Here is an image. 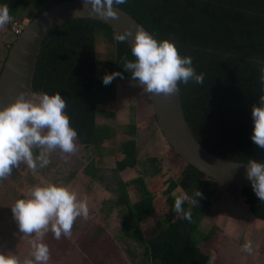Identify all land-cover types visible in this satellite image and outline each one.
Listing matches in <instances>:
<instances>
[{"label": "trees", "instance_id": "trees-1", "mask_svg": "<svg viewBox=\"0 0 264 264\" xmlns=\"http://www.w3.org/2000/svg\"><path fill=\"white\" fill-rule=\"evenodd\" d=\"M63 1L67 0H0V4L8 7L14 23H22L18 20L23 19L25 11L33 10L37 16ZM114 5L132 14L158 40L174 39L180 55H190L196 71L204 74L202 83L179 82L188 120L200 142L213 153L235 161L264 159V148L250 138L251 105L264 90L260 80L264 67V0H125ZM116 34L108 24L91 19L59 26L43 43L31 91L33 99L37 93L61 92L66 100L64 111L77 130L76 143L95 150L117 137V131L99 125L98 119L117 118L118 81L132 78L123 65L125 59L135 57L128 42L116 40ZM101 39L115 44L114 58L106 60L103 68L97 48ZM113 71L122 75L107 85L102 83L103 75ZM141 90L139 102L148 100L152 104L143 86ZM156 121L154 113L126 129L129 139L123 144L115 169L120 185L116 203L127 213L124 232L145 247V255L154 264H214L216 255L207 254L200 246V230L203 220L215 214L214 206L222 198L221 186L226 184L208 177L173 148L169 158H177L175 165L181 171L177 176L165 169L161 157L147 154L141 158L139 131L151 129ZM95 164L92 162L89 169H97ZM138 167L143 170L140 177L130 181L120 177L121 172ZM90 175L92 179L98 176ZM131 186L140 193L137 202L129 192ZM231 187L239 201L264 222V201L252 187ZM196 188L202 196L199 204L192 205ZM181 193L189 197L182 207L191 209V220L183 219L182 213L173 209L175 196ZM147 224L155 225L150 237Z\"/></svg>", "mask_w": 264, "mask_h": 264}, {"label": "rangeland", "instance_id": "rangeland-1", "mask_svg": "<svg viewBox=\"0 0 264 264\" xmlns=\"http://www.w3.org/2000/svg\"><path fill=\"white\" fill-rule=\"evenodd\" d=\"M35 15V11L27 10L22 15L23 19L18 21L25 25ZM13 23L11 17L8 24L0 25V73L16 39ZM97 48L100 67L103 68L106 60L114 58L115 44L109 39H101ZM118 82L127 104L122 106L116 119H98L99 125L120 132L113 140L107 141L103 149L86 148L78 143L71 153L55 148L48 154L47 165L32 170L21 162L8 176L0 178V252L15 254L23 264L26 259H34L33 242H43L49 248V259L43 264H154L145 255V247L124 232L123 221L127 213L116 203L120 185L115 174L123 144L129 139L126 129L135 119L140 121L154 114V109L148 100L139 102L142 85L139 86L135 79H120ZM138 137L141 158L147 157V154L159 156L164 160L165 169H170L173 176L181 172L175 165L177 158H169L168 152L172 147L159 124L145 130L142 135L138 134ZM163 139L166 147L161 143ZM33 152L36 154L39 149L34 148ZM92 162L96 163L94 166L97 169H89ZM91 173H97V178L92 179ZM142 174V168L138 167L121 172L120 177L130 181ZM47 182L62 183L77 193V199H87L89 214L87 218L78 216L74 220L69 236L62 233L57 239L51 230V223L46 230H42V236L21 233L13 217L11 206L15 201L30 196L35 186ZM220 190L222 198L214 206L215 214L207 216L201 224V248L211 256L216 255L214 264H264V222L239 201L233 187L222 185ZM129 192L134 202L141 199L136 186L129 187ZM154 226L147 224V237L151 236ZM245 240L251 241L250 253L241 249Z\"/></svg>", "mask_w": 264, "mask_h": 264}, {"label": "clouds", "instance_id": "clouds-1", "mask_svg": "<svg viewBox=\"0 0 264 264\" xmlns=\"http://www.w3.org/2000/svg\"><path fill=\"white\" fill-rule=\"evenodd\" d=\"M124 2L125 0H83V5L90 14L109 18L116 16L113 4ZM80 14V10H74L75 16ZM10 20L8 7L0 4V25L8 24ZM128 34L129 30L117 33L115 39L123 41ZM131 53L135 60L125 59L123 69L149 94L169 95L177 91L178 82L203 81L204 74L196 71L190 55H180L174 39L158 40L143 27H138ZM260 72L264 88V67ZM118 75L122 73H105L102 83L107 85ZM65 108L66 100L59 91L53 94L37 93L36 99L21 91L11 104L0 108V178L8 176L21 162L32 170L47 165L48 154L55 148L64 153L76 150L77 130L70 125ZM250 114L253 124L250 138L258 147L264 148V90L257 102L251 105ZM34 148L39 149V152L34 154ZM246 176L255 195L264 201V159L249 158ZM201 196V191L196 188L191 204H199L198 198ZM188 199L184 193L175 196L173 209L178 214L182 213L183 219L191 220V209L185 210L182 207ZM11 211L21 233L42 236V230H46L51 223V230L57 239L62 233L64 236L71 234L74 220L78 216L87 218L89 214L87 199H77L75 191L58 182L35 186L30 196L15 201ZM33 248L34 259H26L23 264H43L49 259L46 243L33 242ZM241 249L252 252L251 241L245 240ZM0 264H21V261L15 254L0 252Z\"/></svg>", "mask_w": 264, "mask_h": 264}, {"label": "water", "instance_id": "water-1", "mask_svg": "<svg viewBox=\"0 0 264 264\" xmlns=\"http://www.w3.org/2000/svg\"><path fill=\"white\" fill-rule=\"evenodd\" d=\"M115 17L103 18L90 14L83 0H67L39 13L16 35L0 73V108L11 104L21 91L31 95L34 76L42 46L46 38L59 26L81 19L102 21L116 33L129 30L126 41L132 47L138 27L149 31L138 19L113 4ZM74 10L81 14L74 15ZM150 99L159 127L169 145L189 163L208 177L226 185L250 188L246 176V163L222 157L208 150L195 135L188 120L184 99L177 83L175 93L164 95L150 93Z\"/></svg>", "mask_w": 264, "mask_h": 264}, {"label": "crops", "instance_id": "crops-1", "mask_svg": "<svg viewBox=\"0 0 264 264\" xmlns=\"http://www.w3.org/2000/svg\"><path fill=\"white\" fill-rule=\"evenodd\" d=\"M118 115L117 116H120V114H121V108H122V106L125 104H127V99L125 98V96H124V94H123V91H122V89L120 88V85H119V82H118ZM100 117H103V116H100ZM100 117H99V119H100ZM103 118H106V117H103ZM106 119H109V118H106ZM134 120V119H133ZM137 123V122H139V120H137L136 121V119L133 121V122H131L130 123V125H132L133 123ZM129 125V126H130ZM157 121L156 122H154V124H153V126L151 127V129H153V128H155V127H157ZM145 130H140L139 131V134H141L142 135V133L144 132ZM151 131V130H150ZM120 132L119 131H117V135L119 134ZM152 134V138H153V135L155 134V132H153V133H151ZM152 138L151 139H148L149 140V142H151L152 141ZM139 139V137H137V140ZM148 142V143H149ZM161 143H163L164 145H165V147H166V142L164 141V139L161 141ZM140 145V144H139ZM153 146L154 147H156L157 146V144H153ZM140 149V148H139ZM170 151V150H169ZM169 153V152H168ZM140 156H141V153H140Z\"/></svg>", "mask_w": 264, "mask_h": 264}, {"label": "built area", "instance_id": "built-area-1", "mask_svg": "<svg viewBox=\"0 0 264 264\" xmlns=\"http://www.w3.org/2000/svg\"><path fill=\"white\" fill-rule=\"evenodd\" d=\"M25 28V25L22 23H13L12 30L14 34L18 35L20 34Z\"/></svg>", "mask_w": 264, "mask_h": 264}]
</instances>
